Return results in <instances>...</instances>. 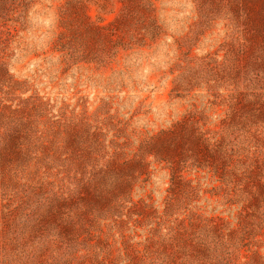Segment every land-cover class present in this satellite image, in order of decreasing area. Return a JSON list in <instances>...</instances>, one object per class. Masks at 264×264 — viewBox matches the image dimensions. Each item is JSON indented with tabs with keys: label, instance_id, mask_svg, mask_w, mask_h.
Instances as JSON below:
<instances>
[{
	"label": "rangeland",
	"instance_id": "374dc122",
	"mask_svg": "<svg viewBox=\"0 0 264 264\" xmlns=\"http://www.w3.org/2000/svg\"><path fill=\"white\" fill-rule=\"evenodd\" d=\"M0 264H264V0H0Z\"/></svg>",
	"mask_w": 264,
	"mask_h": 264
}]
</instances>
